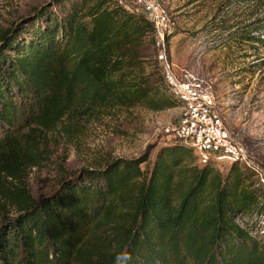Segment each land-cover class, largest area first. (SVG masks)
I'll use <instances>...</instances> for the list:
<instances>
[{
	"label": "trees",
	"instance_id": "1",
	"mask_svg": "<svg viewBox=\"0 0 264 264\" xmlns=\"http://www.w3.org/2000/svg\"><path fill=\"white\" fill-rule=\"evenodd\" d=\"M246 1L254 26L227 36L225 48L264 46V0ZM56 2L0 31V264H264V239L235 220L264 214V187L235 164L213 183L208 162L181 184L174 168L192 151L182 143L156 154L148 178L143 153L62 175L33 196L27 171L46 158L47 132L78 104H181L165 83L160 92L140 74L114 76L153 29L142 13L115 0H72L59 13Z\"/></svg>",
	"mask_w": 264,
	"mask_h": 264
},
{
	"label": "rangeland",
	"instance_id": "2",
	"mask_svg": "<svg viewBox=\"0 0 264 264\" xmlns=\"http://www.w3.org/2000/svg\"><path fill=\"white\" fill-rule=\"evenodd\" d=\"M59 1L54 4V11L61 13L60 9L72 0ZM115 1L146 17L139 3ZM156 1L168 16L163 40L151 29L135 50H129L125 68L114 76L124 77L122 80L128 82L134 79L133 75L140 74L148 83L158 85L162 92L164 85L168 86L163 68L165 55L176 75L180 76L187 69L202 77L214 99L211 121L219 126L220 133L229 142L238 144L244 151L239 154L242 159L225 154L209 160V179L212 182L223 180L235 164L240 170L251 173L253 186L264 187V46L258 51L245 43L232 49L222 46L224 39L234 31L239 34L253 28V18L248 15L250 5L246 0H229L212 19L226 0ZM53 2L0 0V31L16 21H24L25 25V20L35 14L33 7L46 6V11ZM223 9H229V16L222 23L219 15L226 14ZM42 20L44 22V17L39 21ZM258 26L264 35V16ZM182 112V103L156 109L146 100L129 103L120 97L78 104L47 132L46 158L27 171L30 192L40 197L53 190L62 175L68 176L85 167H101L114 158H132L143 153L147 159L140 163L141 178H148L156 154L161 149L167 151L181 144L176 126ZM203 164L193 150L183 152L182 166L174 168L175 178L184 184L194 165L201 167ZM178 167L184 168L178 170ZM235 220L249 225L254 231L251 233L264 239L263 213L239 214Z\"/></svg>",
	"mask_w": 264,
	"mask_h": 264
},
{
	"label": "built area",
	"instance_id": "3",
	"mask_svg": "<svg viewBox=\"0 0 264 264\" xmlns=\"http://www.w3.org/2000/svg\"><path fill=\"white\" fill-rule=\"evenodd\" d=\"M132 1L143 7L156 36L163 40L168 23L166 10L156 0ZM164 60L163 68L168 79V88L182 103L183 112L176 126V134L181 143L191 147L201 163L218 159L225 154L241 158L239 154H243L242 148L229 142L228 138L220 133L219 126L210 119L214 99L204 79L193 75L187 69H184L180 76L176 75L165 55Z\"/></svg>",
	"mask_w": 264,
	"mask_h": 264
}]
</instances>
